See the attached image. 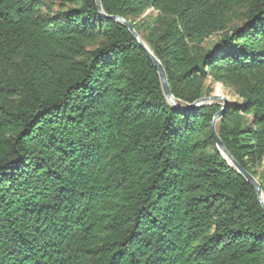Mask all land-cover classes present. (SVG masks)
Segmentation results:
<instances>
[{
  "label": "trees",
  "instance_id": "16d2710c",
  "mask_svg": "<svg viewBox=\"0 0 264 264\" xmlns=\"http://www.w3.org/2000/svg\"><path fill=\"white\" fill-rule=\"evenodd\" d=\"M0 0V264H264V0ZM151 9L144 21L133 18ZM211 37H215L213 40Z\"/></svg>",
  "mask_w": 264,
  "mask_h": 264
},
{
  "label": "water",
  "instance_id": "95a60500",
  "mask_svg": "<svg viewBox=\"0 0 264 264\" xmlns=\"http://www.w3.org/2000/svg\"><path fill=\"white\" fill-rule=\"evenodd\" d=\"M97 9L99 11L100 14H102V8H101V4H100V0H95ZM110 18H112L113 20H116L120 23H122L123 25H125L128 30L130 31V33L134 36V38L136 39V41L138 42V44L142 47V49L145 51L147 57L150 59V61L152 62L153 66L155 67L158 77H159V82L161 85V89L163 92L164 97L166 98V100L174 107L177 108H199L202 107L204 105L207 104H211L213 102H220L221 103V109L215 113V115L213 116L211 125H210V129H211V133L213 135L215 144L217 149L222 153V155L229 161V163L233 166V168L242 175V177L251 185V187L254 189L257 201L263 211L264 214V194L261 190L260 187V183L258 181V179L253 176L252 174H250L248 171H246L235 159L234 157L231 155V153L227 150V148L225 147L224 143L222 142V140L220 139V137L217 134L216 131V122L220 119L222 112L224 110V108L229 104V101L221 96V95H210V96H205V97H201L198 100L194 101L193 103L189 104V105H179L176 100L174 99L173 95L171 94L170 88H169V84L167 81V76L165 73V70L161 64V62L159 61V59L154 55V53L149 49V47H147V45L145 44V42L143 41V39L141 38V36L134 30L132 23L120 16H110Z\"/></svg>",
  "mask_w": 264,
  "mask_h": 264
},
{
  "label": "rangeland",
  "instance_id": "374dc122",
  "mask_svg": "<svg viewBox=\"0 0 264 264\" xmlns=\"http://www.w3.org/2000/svg\"><path fill=\"white\" fill-rule=\"evenodd\" d=\"M155 12H153L151 9L146 10L143 14L134 17L133 19L135 21H144L147 20L148 17L151 15H154ZM215 37H211L213 40ZM236 88L233 87V85L224 83V82H219L216 81L213 84V94L215 95H221L225 97L228 101H235L238 99L237 94H236ZM219 102V101H218Z\"/></svg>",
  "mask_w": 264,
  "mask_h": 264
},
{
  "label": "bare ground",
  "instance_id": "6f19581e",
  "mask_svg": "<svg viewBox=\"0 0 264 264\" xmlns=\"http://www.w3.org/2000/svg\"><path fill=\"white\" fill-rule=\"evenodd\" d=\"M148 47V46H147Z\"/></svg>",
  "mask_w": 264,
  "mask_h": 264
}]
</instances>
